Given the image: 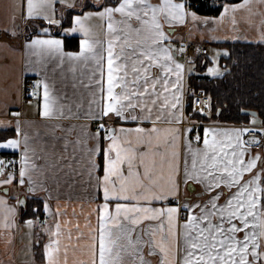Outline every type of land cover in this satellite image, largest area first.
<instances>
[{
  "label": "snow or ice",
  "instance_id": "obj_1",
  "mask_svg": "<svg viewBox=\"0 0 264 264\" xmlns=\"http://www.w3.org/2000/svg\"><path fill=\"white\" fill-rule=\"evenodd\" d=\"M55 2L80 9V14H69L71 26L63 29L82 34L79 51L65 52L61 39L40 36L26 47L57 56L60 64L67 58L93 68L88 82L97 87L90 90L83 119L93 121L95 131L89 124L80 125L75 142L83 145L82 160L87 161L89 175L99 169L103 173L95 177L104 202L98 208L89 264H264V119L258 121L256 113H251L249 120L246 108H240L247 124L206 125L194 114L210 116L211 97L202 99L195 90L190 91V102L186 96L185 75L193 71L188 66L193 61L187 58L181 29L189 20L207 24L209 18L190 10L187 0H26L27 17L60 25L54 18ZM249 5L250 0L225 2L218 19L229 13L234 16ZM93 18L103 22L101 27L106 23V49L87 23ZM42 31L48 34L49 29L42 27ZM178 55L185 57L183 63ZM220 55L216 52L212 66L207 67L212 76L221 74ZM96 73L98 79H94ZM41 85L42 116L80 118L71 107L66 112L65 105L57 104L46 81H36L34 96L40 95ZM186 104L192 110L187 121ZM14 131L19 135V122ZM67 144L66 140V148ZM14 149H21L18 175L0 171V185L18 182L36 200L43 186H32L30 169L36 165L29 152L35 155V149L26 134L22 139L0 136V150ZM195 185L201 187L195 202L181 195L194 191ZM4 196L0 197V228L7 230L17 217L23 219L28 205L11 191ZM8 199L23 207L9 205ZM41 203L49 213L48 204ZM38 210L33 209L34 216ZM25 223L32 227L34 221L30 218ZM61 235L57 222L43 244L45 264H61L62 251L67 264Z\"/></svg>",
  "mask_w": 264,
  "mask_h": 264
},
{
  "label": "crops",
  "instance_id": "obj_2",
  "mask_svg": "<svg viewBox=\"0 0 264 264\" xmlns=\"http://www.w3.org/2000/svg\"><path fill=\"white\" fill-rule=\"evenodd\" d=\"M86 2L91 3L92 0H86ZM152 2L155 3L158 0H152ZM187 3H190L189 0ZM242 3L243 0L234 4ZM53 7L55 9L54 18L61 21L60 25H49L42 18H28L26 0H0V136L7 135L9 138L22 139L26 134L29 137V144L35 149V155L29 152V157L30 161L36 165V169H30L34 182L32 186L37 189L43 186V190L35 194L37 199L34 200L33 194L27 193V188L20 186L18 182L0 185L3 189L0 191V197L6 198L5 192L11 191L18 194L21 200L25 199L28 206L31 203L33 208H40L42 213L34 216L27 214L25 210L23 219L17 217L16 224L12 228L7 230L0 228V264H32L33 261L37 264H45L43 244L48 242L50 233L54 231L57 222L61 225V248L62 250L67 249V264H89L91 237L98 227V208L104 202L103 189L95 178L102 176V169L90 176L87 161L82 160L83 145L77 146L75 143L78 139L80 125L89 124L90 130L93 131L94 122L83 119L91 100L90 90L97 87L88 82L89 77L93 76V68L81 63L69 62L67 58L63 64H60L59 57L37 54L39 49L30 50L26 47L32 39L40 36L44 39H61L65 52L79 51V42L83 39L82 34L64 32L62 18L68 10L76 15L80 14V9H69L59 2H55ZM190 10L194 11L191 8ZM220 14L204 16L197 13L201 18H209V23L205 24L202 20L197 22L189 20L187 25L181 29L185 43H201L209 48L207 56L200 57L196 63L188 65L193 68L191 73L185 75V91L189 102L191 90L196 89L204 80L221 78L227 72L221 66V59L228 57L229 52L226 48H222V45L238 42L264 45V2L262 0H250L248 8L238 10L234 16L229 13L223 20L218 19ZM87 23L97 33L95 38L104 42L106 49L108 39L106 23L101 27L103 22L95 18ZM37 25L48 28V34H45L42 27H37ZM66 38H76V48L69 49ZM216 52L221 53L217 61L221 74L211 77L208 75L207 67L212 66V56ZM225 52L227 55L223 54ZM177 59L182 62L178 56ZM32 68L35 71L30 70ZM98 78L99 74L96 73L94 79ZM27 80H32L34 83L37 80L46 81L57 104L65 105L66 112L67 108L71 107L73 113L80 118L55 119L42 116V85L39 96L32 100L26 99L23 86ZM77 105L81 106L79 110H77ZM187 109L186 104V121L188 119ZM221 112L219 109V115L216 113L213 117H201L198 113L194 115L202 119L206 125L211 124L223 128L241 125V123L224 120ZM259 119H264V116L260 117L258 114V121ZM17 122L21 130L19 135L14 131ZM70 127L73 129L71 132L68 131ZM66 140L68 141L67 148L65 147ZM74 148L75 155H73ZM20 154L21 149L0 150V159L5 155H12L20 162ZM25 179L27 180V177ZM193 187L194 191L187 190L181 195L186 194L195 202L201 195V187L199 185ZM41 201L48 204L49 213L43 211ZM7 202L9 205L23 207L16 205L14 199H8ZM30 218L34 221L32 227L25 223ZM41 219L43 223L39 225ZM49 224L50 227H48ZM69 233H71V239H69ZM27 247L29 251L24 256V249ZM61 264H63V251Z\"/></svg>",
  "mask_w": 264,
  "mask_h": 264
},
{
  "label": "trees",
  "instance_id": "obj_3",
  "mask_svg": "<svg viewBox=\"0 0 264 264\" xmlns=\"http://www.w3.org/2000/svg\"><path fill=\"white\" fill-rule=\"evenodd\" d=\"M241 0H189L190 8L198 14L204 16H217L222 10V5L227 2L230 4L238 3ZM69 11L65 14L63 27L71 26L69 23ZM66 44L69 49L77 46L76 38H66ZM226 48L229 56L221 59V66L227 70L225 75L218 79L204 80L194 89L204 90L212 98L213 109L211 117L221 109V116L228 122L247 123L244 120L240 108H246L258 112L260 117L264 112V45H252L242 43H225L221 46ZM188 114L191 113V107L188 106ZM207 116V117H210ZM250 120V116H248ZM6 156V155H5ZM33 206L31 203L26 212L33 215ZM37 216L41 215V209L38 208Z\"/></svg>",
  "mask_w": 264,
  "mask_h": 264
},
{
  "label": "built area",
  "instance_id": "obj_4",
  "mask_svg": "<svg viewBox=\"0 0 264 264\" xmlns=\"http://www.w3.org/2000/svg\"><path fill=\"white\" fill-rule=\"evenodd\" d=\"M187 45V58L190 59L191 61H193L192 64L196 63L197 60L200 58V57H204L206 55H208V46L205 45V44H198V43H192V42H188L186 43ZM197 49H202V51L198 52ZM179 59L182 61V63L184 62L185 60V57L184 56H180L178 55ZM191 65V64H190ZM34 81L32 80H27L25 83H24V86H23V90H24V96L26 99H35L37 96H34L32 93H33V88L32 86L34 85ZM202 99H207L208 97H210L209 95H207L204 91H198L196 92ZM211 105H212V100H211ZM195 107H200L199 104L195 105ZM212 111V109H211ZM93 131H95V123H93ZM257 151H259V149H257ZM4 161V167L3 169H0V171H5V172H14V171H17L18 168L20 167V162L19 160L12 156V155H7L5 156L3 159ZM14 161L15 164L14 166H9L8 164V161ZM18 172V171H17ZM42 218H45V216H42ZM43 223V219H41L39 221V225H42Z\"/></svg>",
  "mask_w": 264,
  "mask_h": 264
},
{
  "label": "rangeland",
  "instance_id": "obj_5",
  "mask_svg": "<svg viewBox=\"0 0 264 264\" xmlns=\"http://www.w3.org/2000/svg\"><path fill=\"white\" fill-rule=\"evenodd\" d=\"M218 1V4H220L221 2H220V0H217ZM232 44H236V43H232ZM244 44V43H243ZM209 76H211V77H213L212 75H210V74H208ZM48 227H50V224H49V226ZM28 251H29V248L27 247V249H24V253L25 254H23L24 256L28 253ZM32 264H37V262L36 261H33V263Z\"/></svg>",
  "mask_w": 264,
  "mask_h": 264
},
{
  "label": "water",
  "instance_id": "obj_6",
  "mask_svg": "<svg viewBox=\"0 0 264 264\" xmlns=\"http://www.w3.org/2000/svg\"><path fill=\"white\" fill-rule=\"evenodd\" d=\"M247 110V109H246ZM248 113H249V116H251V113H256L257 117H258V114L256 111H252V110H247ZM22 200H25V199H22ZM23 206V205H22Z\"/></svg>",
  "mask_w": 264,
  "mask_h": 264
}]
</instances>
